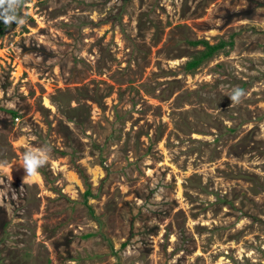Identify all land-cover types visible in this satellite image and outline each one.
<instances>
[{
    "label": "rangeland",
    "instance_id": "rangeland-1",
    "mask_svg": "<svg viewBox=\"0 0 264 264\" xmlns=\"http://www.w3.org/2000/svg\"><path fill=\"white\" fill-rule=\"evenodd\" d=\"M18 13L0 37V161L52 151L33 183L0 171V264H264V0ZM196 41L232 47L189 72Z\"/></svg>",
    "mask_w": 264,
    "mask_h": 264
},
{
    "label": "clouds",
    "instance_id": "clouds-1",
    "mask_svg": "<svg viewBox=\"0 0 264 264\" xmlns=\"http://www.w3.org/2000/svg\"><path fill=\"white\" fill-rule=\"evenodd\" d=\"M24 0H0V22L5 26L12 24L21 27L26 23V18L19 15L18 10L23 5ZM246 97V92L239 87L231 90L229 98L231 104H240ZM27 141V137L23 138ZM51 147L47 144L35 147L26 144L25 150L19 160L9 164L7 161H0V171L11 173L13 165L19 164L24 169L26 175L23 184H30L41 179L40 169L44 167L51 158Z\"/></svg>",
    "mask_w": 264,
    "mask_h": 264
},
{
    "label": "trees",
    "instance_id": "trees-1",
    "mask_svg": "<svg viewBox=\"0 0 264 264\" xmlns=\"http://www.w3.org/2000/svg\"><path fill=\"white\" fill-rule=\"evenodd\" d=\"M4 30H5V25H3L2 22H0V37H2V35L4 34ZM190 44L192 46H202L204 47V51L200 56V58L192 60L186 64V70H188L189 72L196 70L202 64L203 61H206L212 58L213 56H215L216 54L222 52L227 46L232 47V43L227 44L223 41L219 42L216 45H209L206 41H196ZM9 113L12 118L17 116V114L14 112H9ZM89 196H90V191L89 189H87L86 192L84 193V197H89Z\"/></svg>",
    "mask_w": 264,
    "mask_h": 264
},
{
    "label": "bare ground",
    "instance_id": "bare-ground-1",
    "mask_svg": "<svg viewBox=\"0 0 264 264\" xmlns=\"http://www.w3.org/2000/svg\"><path fill=\"white\" fill-rule=\"evenodd\" d=\"M19 72V71H18Z\"/></svg>",
    "mask_w": 264,
    "mask_h": 264
}]
</instances>
